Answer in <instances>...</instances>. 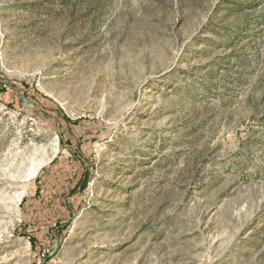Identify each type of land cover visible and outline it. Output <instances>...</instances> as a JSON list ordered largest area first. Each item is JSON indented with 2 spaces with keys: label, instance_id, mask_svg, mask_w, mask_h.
Segmentation results:
<instances>
[{
  "label": "rangeland",
  "instance_id": "rangeland-1",
  "mask_svg": "<svg viewBox=\"0 0 264 264\" xmlns=\"http://www.w3.org/2000/svg\"><path fill=\"white\" fill-rule=\"evenodd\" d=\"M0 264H264V0H0Z\"/></svg>",
  "mask_w": 264,
  "mask_h": 264
},
{
  "label": "trees",
  "instance_id": "trees-1",
  "mask_svg": "<svg viewBox=\"0 0 264 264\" xmlns=\"http://www.w3.org/2000/svg\"><path fill=\"white\" fill-rule=\"evenodd\" d=\"M230 34V33H229ZM64 120H66V121H68V119L67 118H64ZM85 177H83V179L79 182L78 181V183H77V185L81 188L84 184H85V179H84Z\"/></svg>",
  "mask_w": 264,
  "mask_h": 264
}]
</instances>
